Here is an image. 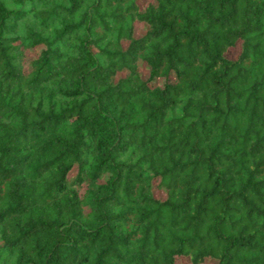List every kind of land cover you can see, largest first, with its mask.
Here are the masks:
<instances>
[{
  "label": "trees",
  "instance_id": "obj_1",
  "mask_svg": "<svg viewBox=\"0 0 264 264\" xmlns=\"http://www.w3.org/2000/svg\"><path fill=\"white\" fill-rule=\"evenodd\" d=\"M0 264H264V0H0Z\"/></svg>",
  "mask_w": 264,
  "mask_h": 264
},
{
  "label": "rangeland",
  "instance_id": "obj_2",
  "mask_svg": "<svg viewBox=\"0 0 264 264\" xmlns=\"http://www.w3.org/2000/svg\"><path fill=\"white\" fill-rule=\"evenodd\" d=\"M143 31V24L141 23H137L135 25V35L140 34ZM36 54V51H32L30 50L29 52L26 53V61H29V59H31L32 57H34ZM143 69V68H142ZM154 195L156 197H163L164 196V192L162 190H160L157 187H154Z\"/></svg>",
  "mask_w": 264,
  "mask_h": 264
}]
</instances>
